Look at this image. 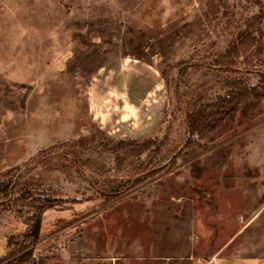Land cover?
<instances>
[{
	"label": "rangeland",
	"instance_id": "374dc122",
	"mask_svg": "<svg viewBox=\"0 0 264 264\" xmlns=\"http://www.w3.org/2000/svg\"><path fill=\"white\" fill-rule=\"evenodd\" d=\"M259 10L252 0H0V264L262 254L264 96L185 147L187 114L229 81L264 78V21L253 46L226 54ZM146 140L161 143L157 154L120 151ZM30 219L37 239L20 250Z\"/></svg>",
	"mask_w": 264,
	"mask_h": 264
},
{
	"label": "trees",
	"instance_id": "16d2710c",
	"mask_svg": "<svg viewBox=\"0 0 264 264\" xmlns=\"http://www.w3.org/2000/svg\"><path fill=\"white\" fill-rule=\"evenodd\" d=\"M252 2L260 9L259 13L253 21L246 24L244 32L239 33L236 44L230 47L228 53H226L227 55H229V52L236 54L244 47L253 46L258 40L256 35L261 34V27L259 26L264 21V8L260 0H252ZM225 85L227 91L223 96L187 114L186 134L188 139L186 140L185 147L198 145L199 142L206 139L226 118L232 117L242 103L264 96V78H261L256 86H247L240 81H229ZM177 100H179L178 96ZM194 137H196V140H193ZM122 145L125 146L123 147ZM121 146L120 151L124 152V155L127 156H139L149 150L150 153L155 155L159 152L161 143L158 144L154 140H146L141 144L123 141ZM179 154L180 152H177L176 156H179ZM36 226L37 224L34 220L30 219L27 224V232L21 238L18 249L26 248L37 239L38 231L36 230Z\"/></svg>",
	"mask_w": 264,
	"mask_h": 264
},
{
	"label": "crops",
	"instance_id": "0c3cea01",
	"mask_svg": "<svg viewBox=\"0 0 264 264\" xmlns=\"http://www.w3.org/2000/svg\"><path fill=\"white\" fill-rule=\"evenodd\" d=\"M262 209H264V206L262 207ZM258 212H261L260 208ZM245 230L246 229H243L242 233ZM223 250V248H221L220 250H214L213 254L206 260H200V258H196L197 260L194 261L193 264H264V252L255 256L240 255L229 257L221 255ZM201 261L203 263H201Z\"/></svg>",
	"mask_w": 264,
	"mask_h": 264
}]
</instances>
